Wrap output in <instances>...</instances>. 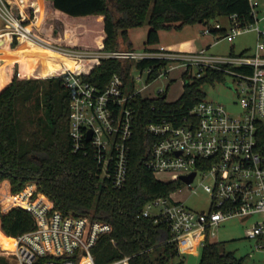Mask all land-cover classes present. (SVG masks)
Instances as JSON below:
<instances>
[{
	"label": "trees",
	"instance_id": "16d2710c",
	"mask_svg": "<svg viewBox=\"0 0 264 264\" xmlns=\"http://www.w3.org/2000/svg\"><path fill=\"white\" fill-rule=\"evenodd\" d=\"M10 6L39 36L86 49L132 48L129 29L145 23L150 25L147 42L155 43L163 28H182L196 22L209 24L219 16L230 14H236L243 24L255 20L249 0H28L23 12L15 2ZM211 29L218 30L215 25ZM3 30L1 27L0 37ZM223 30L225 34L226 29ZM12 61L16 69L11 79ZM41 61L43 73L50 74L64 64L69 67L76 64L75 59L53 53L20 35L0 38V181L9 179L15 193L28 182L36 181V192L48 195L55 208L110 222L112 230L102 235L92 248L98 263L122 255L131 256L130 264L167 263L179 253L178 240L173 238L167 221H155L154 216L144 215L143 211L149 201L176 191L182 180H162L145 165L156 139L146 123L159 108L167 115L188 113L205 98L201 84L224 80L226 73L208 68L204 75L190 80L189 71H185L184 90L176 100L168 101L164 97L166 92L158 97L137 98L127 178L122 186H114L110 181H100L91 151L72 149L71 91L60 75L32 76ZM166 64L165 60L159 62L155 58L121 57L78 63L88 68L86 77L101 87L115 73L127 81L135 65H154L150 76L153 79ZM31 101L42 112H37L29 104ZM0 221L1 229L10 236L36 226L32 213L22 206H13L6 212L0 210ZM240 263L241 257L233 251L222 250L218 241L209 235L205 237L199 264ZM0 264H7L2 256Z\"/></svg>",
	"mask_w": 264,
	"mask_h": 264
},
{
	"label": "built area",
	"instance_id": "2783aa9c",
	"mask_svg": "<svg viewBox=\"0 0 264 264\" xmlns=\"http://www.w3.org/2000/svg\"><path fill=\"white\" fill-rule=\"evenodd\" d=\"M260 2L249 0L255 18L251 23L243 24L236 14L228 15L231 29L225 28L224 34L233 40L237 34L255 29L258 40L253 53L206 55L202 49L198 53L181 55L169 51L163 44L149 49L74 48L36 34L6 0H0V17L6 27L1 36L17 34L75 59L74 67L64 64L52 73L62 76L63 84L71 91L69 133L72 149L85 153L91 151L97 162L100 181H110L114 186H122L127 178L137 121V98L158 97L166 92L159 87L155 95L143 94L153 80L178 65L171 59H185L182 63L184 71L196 64L197 77L204 75L208 68L232 76L234 85H239L238 113H232L225 104L205 97L181 116L174 112L167 115L159 108L146 123L147 130L156 139L145 165L155 175L161 171L174 172V179L193 171H196L194 179L201 171L211 176L213 182L204 184L211 194L210 208L195 210L175 198L174 191L169 196L149 201L143 213L154 216L155 221H167L176 240L182 235L195 233L203 237L202 242L207 235L216 237L217 228L231 217L253 218L246 227V236L256 239V247L264 248V29L257 23ZM215 26L223 29L220 22ZM208 30H212L211 27L204 29L205 32ZM101 57L155 58L159 62L165 60L167 64L153 79L150 76L154 65H135L127 81L115 73L101 87L86 77L88 68L78 65ZM136 70L139 71L135 73ZM138 80L143 81L139 88L136 87ZM36 190V181H30L17 194L9 192V206L28 209L36 226L10 236L14 240L13 247L0 244V256H14V262L8 261L7 264H130V255L105 263L96 260L92 248L102 235L112 230L110 222L88 214L63 212L54 207L45 193L38 192L34 197ZM18 194L22 196L16 197ZM152 207L157 210L153 211Z\"/></svg>",
	"mask_w": 264,
	"mask_h": 264
},
{
	"label": "rangeland",
	"instance_id": "374dc122",
	"mask_svg": "<svg viewBox=\"0 0 264 264\" xmlns=\"http://www.w3.org/2000/svg\"><path fill=\"white\" fill-rule=\"evenodd\" d=\"M6 1L10 4L15 0ZM15 3L18 5V3H21V0L18 1V3ZM257 16L259 17L257 23L260 28L264 29V0H261L259 4ZM217 22H220L223 28L228 30L231 29V22L228 15H222L217 19L212 20L209 24L196 22L186 24L182 28H163L160 30L159 41L155 43L147 42L148 31L150 29V25L148 23L134 26L129 29V36L132 42L131 47L132 49H149L151 47H159V45L163 43L169 51H173L181 55L198 53L202 49L205 50L206 55H228L230 53L238 54L241 52L253 53L255 51L258 40V33L255 29L250 28L245 30L237 34L233 40H229L223 36V29H218L216 31L208 30L207 32L204 31L206 27H211ZM1 27L6 30L5 23L0 17V28ZM5 37L8 36L4 35L0 38ZM262 53H264V50ZM184 61L185 59L183 58L171 59L172 63H176L178 65L175 68H172L168 73L153 80L149 88L143 90V94L155 95L157 94L156 90L159 87H163L166 90V99L168 101L176 100L184 90L185 65L182 64ZM17 64L20 71V61H18ZM43 64L44 62L41 61L36 65L35 72L32 76H54L50 73H43ZM9 68L12 77L16 69L15 61H12L9 64ZM196 70L197 65H191L189 68L190 80L197 77ZM138 71L139 70H136L135 73ZM19 76L23 77L20 74ZM144 77H146V74H144ZM46 79L47 78H44V80ZM142 85L143 81L138 80L136 82L137 88ZM238 88L239 85L237 83L234 85L233 83V77L227 74L224 80L215 79L214 81H208L201 84V89L205 92L206 98L225 104L226 108L235 114L240 110V104L238 102ZM29 104L33 107L35 106L34 101H31ZM23 109L26 110L25 107H23ZM36 110L37 112H42L40 109L36 108ZM175 175L176 174L174 172L161 171L156 173V176L162 180H172ZM6 180L7 179H3L0 181V210L3 212H6L11 208L8 203L11 200L10 193L13 192L11 190V183L9 184ZM212 182L213 179L211 176L201 171L191 184L182 181L181 185L173 193V195L175 198L184 201L189 207L195 210H208L211 206V194L205 189L204 184ZM37 194L38 192H36L34 197ZM15 196L21 197L22 195L18 194ZM152 208L153 211L157 210L156 207ZM252 220L253 218H244L241 216L231 217L225 220L217 228V236L212 238L218 241V245L222 250H231L238 257H241L240 264H264V248L256 247V239L246 236V227L252 222ZM0 231L2 233V237H0V239L7 240L2 246L11 248L8 243L10 235L4 233L1 228ZM202 241L203 237L195 233L182 235L178 240L179 253L165 264H199L203 251ZM2 257L5 259L6 263H8V261L14 262V256Z\"/></svg>",
	"mask_w": 264,
	"mask_h": 264
},
{
	"label": "water",
	"instance_id": "95a60500",
	"mask_svg": "<svg viewBox=\"0 0 264 264\" xmlns=\"http://www.w3.org/2000/svg\"><path fill=\"white\" fill-rule=\"evenodd\" d=\"M164 97H166V94H164ZM90 137L91 135L88 136V138ZM195 174H196V171H193L190 174H181L180 179L184 182L190 183L194 179Z\"/></svg>",
	"mask_w": 264,
	"mask_h": 264
},
{
	"label": "crops",
	"instance_id": "0c3cea01",
	"mask_svg": "<svg viewBox=\"0 0 264 264\" xmlns=\"http://www.w3.org/2000/svg\"><path fill=\"white\" fill-rule=\"evenodd\" d=\"M18 1H20V0H15L14 2L18 3ZM27 1L28 0H21V3H18V7H20V9H21L20 11H24V8L26 7ZM161 44H163V43H161ZM163 45H165V44H163ZM11 79H12V77H11ZM6 181L10 184L8 179ZM0 228H1V221H0Z\"/></svg>",
	"mask_w": 264,
	"mask_h": 264
},
{
	"label": "bare ground",
	"instance_id": "6f19581e",
	"mask_svg": "<svg viewBox=\"0 0 264 264\" xmlns=\"http://www.w3.org/2000/svg\"><path fill=\"white\" fill-rule=\"evenodd\" d=\"M52 51V50H51ZM53 53H56V54H60V53H58V52H54V51H52ZM7 240L6 239H0V244L1 245H3L5 242H6ZM13 238L12 237H10V239L8 240V243L10 244V246L11 247H13Z\"/></svg>",
	"mask_w": 264,
	"mask_h": 264
}]
</instances>
